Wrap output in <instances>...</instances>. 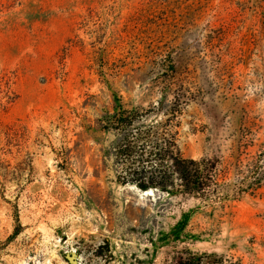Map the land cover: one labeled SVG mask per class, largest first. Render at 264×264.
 I'll use <instances>...</instances> for the list:
<instances>
[{"label": "rangeland", "instance_id": "374dc122", "mask_svg": "<svg viewBox=\"0 0 264 264\" xmlns=\"http://www.w3.org/2000/svg\"><path fill=\"white\" fill-rule=\"evenodd\" d=\"M166 92L182 156L231 163L218 196L117 182L102 119ZM69 257L264 264V0H0V264Z\"/></svg>", "mask_w": 264, "mask_h": 264}, {"label": "trees", "instance_id": "16d2710c", "mask_svg": "<svg viewBox=\"0 0 264 264\" xmlns=\"http://www.w3.org/2000/svg\"><path fill=\"white\" fill-rule=\"evenodd\" d=\"M168 68L174 74L172 63ZM181 102L178 97L170 100L166 92L158 107L129 109L122 97H114L113 113L102 119L104 125L100 128L116 134L113 156L118 167L119 184H129L144 192L153 189L174 196L201 199L221 193L231 163L224 166L220 161L182 156L175 131ZM164 106L169 107L168 113H163L164 121L150 118ZM226 196L222 193L220 197ZM187 217L184 214L178 229L185 225Z\"/></svg>", "mask_w": 264, "mask_h": 264}, {"label": "bare ground", "instance_id": "6f19581e", "mask_svg": "<svg viewBox=\"0 0 264 264\" xmlns=\"http://www.w3.org/2000/svg\"><path fill=\"white\" fill-rule=\"evenodd\" d=\"M129 188H131L132 190H137L142 196H147V197L155 196V193H156V192H154L153 189H150V190L144 192V191H140L135 186H132V187H129Z\"/></svg>", "mask_w": 264, "mask_h": 264}, {"label": "water", "instance_id": "95a60500", "mask_svg": "<svg viewBox=\"0 0 264 264\" xmlns=\"http://www.w3.org/2000/svg\"><path fill=\"white\" fill-rule=\"evenodd\" d=\"M154 192H157V190H154ZM74 259H75V257H69V260L72 262V264H76V262L74 261Z\"/></svg>", "mask_w": 264, "mask_h": 264}]
</instances>
